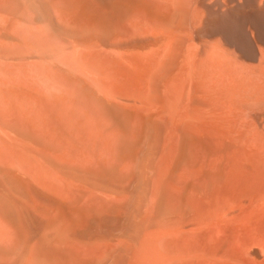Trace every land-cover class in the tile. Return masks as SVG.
I'll list each match as a JSON object with an SVG mask.
<instances>
[{
  "label": "bare ground",
  "instance_id": "obj_1",
  "mask_svg": "<svg viewBox=\"0 0 264 264\" xmlns=\"http://www.w3.org/2000/svg\"><path fill=\"white\" fill-rule=\"evenodd\" d=\"M0 264H264V0H0Z\"/></svg>",
  "mask_w": 264,
  "mask_h": 264
},
{
  "label": "rangeland",
  "instance_id": "obj_2",
  "mask_svg": "<svg viewBox=\"0 0 264 264\" xmlns=\"http://www.w3.org/2000/svg\"><path fill=\"white\" fill-rule=\"evenodd\" d=\"M226 1V0H225ZM223 11L222 13L219 12L218 14L220 15H217V17H219V23H220V26L222 28L223 31L227 32V30H229V28L232 26V25H235V26H240V24L243 23L244 21V15H245V11H244V8L243 7H237L236 9L232 10V11H229V10H225V8H222ZM233 12V13H232ZM238 13V14H237ZM223 14V15H221ZM226 14V16H225ZM229 16V17H228ZM237 16V17H236ZM236 19H235V18ZM240 17V18H239ZM231 18V19H230ZM234 18V19H232ZM242 18V19H241ZM233 22H232V21ZM234 20H237V21H234ZM240 20H242L240 22ZM240 22V23H239ZM236 23V24H235ZM239 23V24H238ZM232 24V25H231ZM201 26V25H200ZM201 39V38H200Z\"/></svg>",
  "mask_w": 264,
  "mask_h": 264
}]
</instances>
